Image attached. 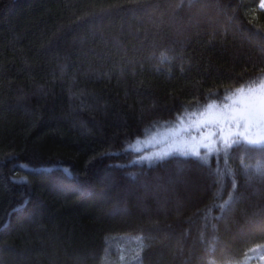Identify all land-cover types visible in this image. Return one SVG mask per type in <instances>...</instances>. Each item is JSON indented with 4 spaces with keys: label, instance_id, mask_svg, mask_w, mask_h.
<instances>
[{
    "label": "trees",
    "instance_id": "trees-1",
    "mask_svg": "<svg viewBox=\"0 0 264 264\" xmlns=\"http://www.w3.org/2000/svg\"><path fill=\"white\" fill-rule=\"evenodd\" d=\"M261 1L0 0V264L264 257V149L125 158L264 74Z\"/></svg>",
    "mask_w": 264,
    "mask_h": 264
},
{
    "label": "water",
    "instance_id": "water-1",
    "mask_svg": "<svg viewBox=\"0 0 264 264\" xmlns=\"http://www.w3.org/2000/svg\"><path fill=\"white\" fill-rule=\"evenodd\" d=\"M221 122L228 126L223 131L219 128ZM245 127L248 128L246 134L264 137V74L251 78L217 99L182 113L170 125L135 139L127 147L125 158L134 162L199 158L191 153L182 155L179 149L185 144L197 147L200 157L222 154L230 150L222 148V138L229 142L239 139L238 132L244 131ZM208 131H215L216 135H209L202 141V135ZM201 142L208 143L210 148L200 147ZM234 148L261 150L244 143Z\"/></svg>",
    "mask_w": 264,
    "mask_h": 264
},
{
    "label": "snow or ice",
    "instance_id": "snow-or-ice-1",
    "mask_svg": "<svg viewBox=\"0 0 264 264\" xmlns=\"http://www.w3.org/2000/svg\"><path fill=\"white\" fill-rule=\"evenodd\" d=\"M225 126H227V125H225L223 122H221V125L219 127L220 130L223 131ZM247 132H248V128L245 127L244 131L238 132L239 139H233V140H231V142H229V140H227V139L222 138V145H221L222 148L224 150L233 149L234 147H239L241 145V143H244L253 149H264V137L246 134ZM209 135L215 136L216 132L215 131H210V132L208 131L207 134L202 135V141H203V139H207ZM200 147L209 149L210 145L208 143L201 142ZM179 150H180L181 154L184 156H187V155H189V153H191V155L194 157H200V151L198 150L197 147L188 146L185 144V145H182ZM165 155H167V153ZM204 162L207 163V160L205 159Z\"/></svg>",
    "mask_w": 264,
    "mask_h": 264
},
{
    "label": "rangeland",
    "instance_id": "rangeland-1",
    "mask_svg": "<svg viewBox=\"0 0 264 264\" xmlns=\"http://www.w3.org/2000/svg\"><path fill=\"white\" fill-rule=\"evenodd\" d=\"M260 8L264 9V0L261 1L260 3ZM253 262H250L249 264H264V257L258 258V257H254L252 258Z\"/></svg>",
    "mask_w": 264,
    "mask_h": 264
}]
</instances>
